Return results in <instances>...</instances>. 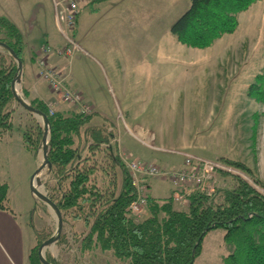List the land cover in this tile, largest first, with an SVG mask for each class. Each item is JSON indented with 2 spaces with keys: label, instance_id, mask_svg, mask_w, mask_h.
<instances>
[{
  "label": "rangeland",
  "instance_id": "rangeland-1",
  "mask_svg": "<svg viewBox=\"0 0 264 264\" xmlns=\"http://www.w3.org/2000/svg\"><path fill=\"white\" fill-rule=\"evenodd\" d=\"M84 1L76 27L69 31L79 48L68 53L66 46L73 47L59 31L62 46L46 43L34 52L38 74L42 70L46 76L37 75L38 91L32 89L37 73L28 69L33 37L26 32L16 94L28 103L42 97L53 112L93 114L87 126L102 127L112 137L92 157L105 164L110 150L120 155L133 180L147 188L143 217L151 196L160 201L173 197L175 206L185 209L192 193L203 192L193 181L182 185L172 176L188 167L184 153L236 169L206 179L205 190L217 201L237 184L232 175L264 194L255 181H264V104L249 95V86L264 75V0L239 15L236 31L205 49L178 43L171 31L191 0ZM10 12L45 17L47 30L58 35L52 0H0V15ZM0 52L6 54V48L0 46ZM9 111L12 128L0 138V182L9 185L7 211L17 215L35 247L56 238L59 228L56 211L33 190L38 183L49 196L55 185L48 166L36 174L43 164L44 119L18 98ZM87 153V148L81 151ZM223 159L241 163L248 172ZM135 162L144 164V170L132 169ZM152 165L160 174L151 175ZM85 233L87 226L68 215L61 236L43 246V257L54 264H126L100 247L83 248ZM224 236L222 228L210 230L196 264H223L232 251Z\"/></svg>",
  "mask_w": 264,
  "mask_h": 264
},
{
  "label": "trees",
  "instance_id": "trees-1",
  "mask_svg": "<svg viewBox=\"0 0 264 264\" xmlns=\"http://www.w3.org/2000/svg\"><path fill=\"white\" fill-rule=\"evenodd\" d=\"M258 1L191 0L171 31L182 45L209 48L236 31L239 15ZM0 42L10 48L6 54L0 52L1 138L12 128L9 109L16 99L12 86L19 67L11 51L24 65L26 50L22 31L2 15ZM249 95L264 104V75H258L249 86ZM30 104L45 113L50 123L48 168L55 185L49 197L61 210L64 223L69 215L73 221L87 226L81 239L83 248L100 247L126 264H196L207 233L222 228L224 240L232 248L223 264H264V194L243 178L232 175L237 184L225 190L222 202L215 199V194L196 191L189 196L188 206L180 209L173 197L160 201L151 196L148 215L136 218L130 205L137 198V188L120 155L110 150L105 164L92 157L102 150L103 144L110 143L112 134L102 127L87 126L93 114L52 113L47 102L39 97H33ZM29 136L26 133L27 142H31ZM85 148L88 153L82 156ZM223 160L248 172L241 163ZM255 181L264 187V181ZM8 192L9 185L0 182V210H7ZM43 243L33 247L31 264H43L39 256Z\"/></svg>",
  "mask_w": 264,
  "mask_h": 264
},
{
  "label": "crops",
  "instance_id": "crops-1",
  "mask_svg": "<svg viewBox=\"0 0 264 264\" xmlns=\"http://www.w3.org/2000/svg\"><path fill=\"white\" fill-rule=\"evenodd\" d=\"M52 6L53 21L57 28L58 35L47 30L44 25L45 19H43L45 17L38 19V17L35 18L33 14L32 17L31 15L29 17L28 14H15L12 12L2 15L13 21L22 31L24 36L26 35V32H28V34L30 33V37H33L31 40L32 43L30 44V48L32 49L31 57L33 56V58L30 60L28 69L31 73H37H34L36 78L33 80L32 86V89L37 91L38 89H36V87L38 88V84L41 80L37 77V75L40 74H38L39 69L36 64L35 54L38 53L41 47L46 43L53 47H60L63 45V38L57 26L54 0H52ZM25 39L28 45L27 38ZM28 228L30 229V223H28ZM31 242V239L27 241L25 238L24 226L20 224L17 215L14 216L7 210H0V264H30V254L33 249V242Z\"/></svg>",
  "mask_w": 264,
  "mask_h": 264
},
{
  "label": "built area",
  "instance_id": "built-area-1",
  "mask_svg": "<svg viewBox=\"0 0 264 264\" xmlns=\"http://www.w3.org/2000/svg\"><path fill=\"white\" fill-rule=\"evenodd\" d=\"M84 0H54V7L56 12L57 26L64 39L68 41V44L72 45L73 48L66 46L68 53H71L79 48L78 43L72 39L69 35V31L73 32L76 27L78 16L80 14V8ZM52 51V49H51ZM53 52L57 54H62L63 49H54ZM70 55V54H69ZM40 75H43L42 78H46L45 73L41 70ZM47 80V79H46ZM56 84V88H57ZM71 95L68 96V99ZM53 113V111H52ZM188 167L184 171H169L167 174L172 173V176L175 175L176 183L186 182L187 179L193 181L198 185L197 187H203L205 190V182L208 177H211L213 174L218 171H227V172H236V169L224 162L219 160H207L202 158H194L190 154H183ZM196 159V160H195ZM132 169L144 170V164L135 162L132 164ZM151 175H158L160 171L157 166H150L148 169ZM134 181V180H133ZM180 181V182H179ZM134 185L137 188V198L131 203L130 210L131 214L136 218H142L143 214L147 211V202L148 198L146 196L147 188L138 184V181H134ZM183 185V184H182ZM207 192V191H206ZM208 193V192H207ZM210 194V193H208Z\"/></svg>",
  "mask_w": 264,
  "mask_h": 264
},
{
  "label": "water",
  "instance_id": "water-1",
  "mask_svg": "<svg viewBox=\"0 0 264 264\" xmlns=\"http://www.w3.org/2000/svg\"><path fill=\"white\" fill-rule=\"evenodd\" d=\"M0 46H3L4 48L6 49H10L8 47V45H6L5 43L3 42H0ZM12 55L14 56V58L16 59L17 63H18V67H19V71L18 73L16 74L15 76V79L13 81V91L15 93V97L18 98L21 103L24 104V106L30 110L31 112L37 114L38 116H41L43 119H44V131H45V137H44V146H43V164L42 166L40 167V169L37 171L36 174H38L42 169H44L45 167L49 166V157H48V154H49V139H50V123H49V119L48 117L46 116L45 113H43L42 111L32 107V105L28 102H25L23 101L17 94H16V91H15V83L18 79V75L21 73L22 71V66H23V62L22 60L17 56V54L13 51H11ZM33 190L35 192V194L40 198L42 199L43 201H45L46 203L50 204L53 209L56 211L57 215H58V219H59V228H58V233H57V236L56 238H50L48 240H46L42 246L40 247L39 249V256L41 258V261L43 262V264H53V263H50L47 259H45L43 257V254H42V248L43 246H48L51 242H53L54 240H57L60 236H61V232H62V229H63V226H64V221H63V215L61 213V210L59 209V207L57 206V204L46 194H42V193H39L37 192L36 188L33 186Z\"/></svg>",
  "mask_w": 264,
  "mask_h": 264
},
{
  "label": "bare ground",
  "instance_id": "bare-ground-1",
  "mask_svg": "<svg viewBox=\"0 0 264 264\" xmlns=\"http://www.w3.org/2000/svg\"><path fill=\"white\" fill-rule=\"evenodd\" d=\"M15 85H16V89L17 88H19V86H20V83H19V81L17 80L16 81V83H15ZM23 100V99H22ZM23 101H25V100H23ZM26 102V101H25ZM40 118H42L41 116H39ZM43 183V182H42ZM37 185H36V187H37V192H39V193H42V194H45L44 193V190H43V187L42 186H40L38 183H36Z\"/></svg>",
  "mask_w": 264,
  "mask_h": 264
}]
</instances>
